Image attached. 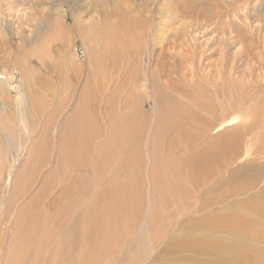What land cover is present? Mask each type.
I'll use <instances>...</instances> for the list:
<instances>
[{
  "label": "rangeland",
  "instance_id": "obj_1",
  "mask_svg": "<svg viewBox=\"0 0 264 264\" xmlns=\"http://www.w3.org/2000/svg\"><path fill=\"white\" fill-rule=\"evenodd\" d=\"M116 37L122 38L126 53L134 54L133 58L123 57L122 49L118 51L119 58L107 60L105 46ZM128 60L134 65L132 72L129 70L131 74L126 69ZM94 66L100 67L98 74ZM159 71L181 86L180 93H174L176 101L186 109L193 106V110L199 111L195 114L202 119L199 125V120L189 125L176 124L184 120L181 118L159 120L158 109L165 108V98L160 96L161 102L155 105L145 97L140 84L144 82L148 88V79L135 82L131 89L129 75H137L138 79L143 74L156 77ZM185 74L186 80L181 81ZM5 75L10 77V86L20 85L27 93L29 105L25 115L32 131L28 144L17 155L21 132L13 102L16 92L0 86V201L4 196L0 231L5 233L0 246L9 247L15 221L27 209L28 219L23 223L29 220V225L24 223L27 236L22 237L26 238L29 250L36 251L32 264H53L51 254L58 241L74 245L79 241L75 226L80 220V209L76 208L80 199L71 203L60 198L67 182L64 176L53 179L52 174L60 157L56 142L85 94L87 105H96L102 127L95 138L96 145L106 144L114 128L121 142L125 128L131 126L135 131L128 146H141L139 160L137 155L130 160L136 166L135 183L130 187L133 198L140 199L143 205L132 208L130 215L134 212L139 215L135 213L136 219L129 226L131 231L117 246L114 257L111 255L110 264H184L185 259L198 262L217 258L220 252L208 253L210 248L204 251L202 244L232 243L228 232L233 228L221 226L208 232L204 224L224 215L232 206L243 207L252 197L264 198V0H0V79ZM119 75L117 80L123 81L114 80ZM93 79L97 86L92 84ZM126 99L138 112L129 123L124 120ZM198 102L211 110L196 109ZM102 105L105 111L113 108L112 119L106 121L104 114L100 115ZM234 116L238 117L237 122L218 130L221 123ZM183 128L193 137L182 135ZM216 142L222 145L221 153L203 152ZM155 146L157 152L153 153ZM224 152L230 156L224 158ZM114 161L112 168L117 165ZM157 162L171 163L165 167L168 174L176 164L184 179L180 180L176 172L175 178L168 176L172 190H166L163 180L153 184L150 175ZM85 170L79 173L87 174ZM120 173L116 174L118 180L125 171ZM19 184L25 193L17 192ZM159 189L166 191L163 199H169L171 191L181 193L174 205L168 201L160 217L151 219ZM13 195L20 198L4 215ZM72 198L73 195L69 199ZM81 200L87 199L83 196ZM178 207L180 212L174 216L172 209L177 211ZM143 226L159 238L146 243ZM70 228L77 238L68 232ZM242 238L241 242H247L248 246L241 250L252 253L256 262L254 256L264 251V241L259 242V247L248 239V233ZM134 240H140L141 248L133 245ZM14 242L19 244L17 239ZM171 244L177 248H170L165 255ZM7 254L0 256V264H8ZM134 255L136 258L131 260ZM61 256L63 264H68L65 255ZM258 256L263 259L264 253ZM25 258L23 264H31L29 259L24 262ZM104 263L107 264L104 260L100 264Z\"/></svg>",
  "mask_w": 264,
  "mask_h": 264
},
{
  "label": "bare ground",
  "instance_id": "obj_2",
  "mask_svg": "<svg viewBox=\"0 0 264 264\" xmlns=\"http://www.w3.org/2000/svg\"><path fill=\"white\" fill-rule=\"evenodd\" d=\"M58 27L59 26H57L56 28H58ZM122 42H123L122 38L120 40L117 37L115 39H113L111 42L108 41V44L105 46L107 51H104V55L106 54L108 56L107 60H111V62H113V59L119 58L118 57V51H121L122 49H123V53H125V54H123V57L131 56V58H133L134 54L131 55V54L126 53L128 49H126V47L122 45ZM161 52H162V50H161ZM152 58H153V56H150V59H152ZM107 60H106V64H107ZM129 61L130 60H128V64L125 61L126 62L125 64H127L126 69L128 70V73H129V70L131 71L134 68L133 63H131ZM156 61L159 62L158 59ZM109 64H110V61H109ZM99 68H95V66H94V72L96 74H98L97 70ZM126 69L124 68V72ZM127 70H126V72H127ZM110 72H111V70H110ZM126 72H125V75H126ZM131 72L129 74H131ZM128 73H127V75H128ZM117 75H118V73H117ZM165 75L166 74L161 73V71H159V73L156 74V77H154V75H151V76L149 75L148 77H146V75L144 76V74H143V76L140 75L141 78L138 79L137 75H134V76L129 75V77H131V79L129 78L130 82L132 84L131 89H132L133 85L135 84V82H137V81L140 82V80L147 81V79H148V83H149L148 88L146 87V84L144 82L142 84H140L141 87L144 88L143 92L146 95L145 97L147 99H150L155 105H156V103H158L161 100L160 96H164V98H165V102H166V106L164 105L165 108L162 109V111L158 109V112H159L158 115L159 116H157V117H159L158 118L159 120L181 118L184 120L181 122H177L176 124L184 122L187 125L192 124L191 121L199 120V122H198V125H199V123L202 121V119L195 116L196 112L198 114L199 111L193 110V108H192L193 106L186 109L185 106L179 105L180 103L176 101L174 93H176V92L180 93L181 86L178 83H175V81H173L172 77H166L165 78ZM100 77H102V76L100 75L99 78ZM117 77H120V75L116 76V77L114 76V78H115L114 80H117ZM9 78L10 77H8L7 75L2 77L0 79V86L1 87L3 85L5 87L7 86V88L9 90L13 89L16 92V95L13 97V102L15 105L16 120H17V116H19V121L18 122L16 121L17 125L19 123L18 132H21V133H19L20 137H21L20 138V145L21 146L18 145V148L16 150L17 151L16 153L18 155V153H19L18 151L20 150V148H24V145L25 144L27 145L29 142L28 141L29 138H31V136L29 135V132L32 131V129H31L32 126L30 127V125H29L28 115H25L26 111L28 109V105H29L27 93L24 89H22L20 87V85L19 86H10V83H9L10 79ZM185 78H186V74L182 77L181 81L186 80ZM94 79H97V77H94ZM94 79L92 81L93 85L95 84ZM100 80H101V78H100ZM104 80H105V78H104ZM118 80H121V79H118ZM121 81H123V78ZM111 82H114V81H111ZM111 82H109V84ZM102 83H100V84H102ZM106 84H107V82H106ZM114 85H116V84H114ZM91 87H93V86H91ZM102 87H103V84H102ZM111 87H112V85H111ZM106 90H107V88H106ZM105 92H107V91H105ZM133 93L135 94V92H133ZM133 93H132V97H133ZM87 96H88L87 94L82 96L81 102H79L77 110L71 116V119H70L71 122L66 124L65 132L63 133V135L61 137L59 136L60 138L56 142V150H57V152H59L60 157H59V161H57V167L52 174L53 179L56 180V178H58V177L61 179V177L64 176L63 179H65L67 182L62 187L63 189H62V192L60 193V198L65 199V201L68 199V200H70L71 203L74 202L75 199L78 201L80 199V201H79L80 204H78L76 206L77 209H80L79 210L80 211L79 212L80 220L77 221L76 226H75L76 235H78V238H79V241L78 240L77 241L79 243L77 242L78 246L74 247L75 245H77V243H75V245H74V244H70V242L65 243L62 241V243H61L58 241L55 244L56 250L53 252L54 254L53 253H52L53 255L51 254V261L53 262V264H63V260L61 258L62 257L61 255H65L67 261L70 264H100L103 260L107 264H110L111 255L114 257V253L116 251L117 246L119 244H121L120 242H122L123 239L125 240L127 238V236L129 235V233L131 231V227L129 228L130 222L132 220L136 219L135 213H138V212H134L130 215L132 208H136V205L140 206L142 204L140 199L138 201H136L133 198V196H132L133 190L130 187L133 183H135L133 181V178H134L133 173H134V169L136 168V166H134V162L133 161L131 162L130 160H131V157L134 159V156H136V155L138 157L137 159L139 160V155H140L139 150L141 148V146H139L138 148H132V147L128 146L131 138L133 137V133H134L135 129H133L131 126L126 127L124 130V136L121 138L122 141L120 142V140L118 138L119 134L117 133L116 130H114L115 129L114 127H113L114 129L111 130V128H110L111 125H110L109 129L111 131H114V133H112L111 135L109 134L110 137L107 140L106 144H104L103 146H99L98 145L99 142H98L96 145L95 138L98 135V133L100 132V129L102 127H101V125L99 123L100 121L96 115L97 114L96 105L92 104V107L90 105L88 106L87 102H86V101H88ZM100 97H102V96H100ZM105 97H106V95H105ZM120 97H121V95H120ZM131 100H132V98H131ZM162 100H163V98H162ZM126 101H127V104L125 106H128L127 107L128 109H127V112L125 113V119L124 120L126 123H129L130 120H132L138 116V112L136 111V109L130 107L128 99H126ZM135 101H136V99H135ZM95 102H97V101H95ZM120 102H122V101H120ZM90 103L91 102H89V104ZM107 103L109 104L110 102H107ZM195 106H196V109L203 108V109H206V111L211 110V109H207L204 106V104H202L201 102H198L197 104H195ZM4 108L8 109V107L5 105H4ZM111 110H113V108ZM111 110L105 111L104 105H102L101 113H100V110H98V112L100 113V115L104 114L103 118L106 121H108L111 118V114L113 115V113H111ZM205 114H206V112H205ZM24 115L26 118H25V122L23 123L21 121V119H22V116H24ZM198 116H200V115H198ZM121 118H123V117H121ZM201 118H203V117H201ZM127 121H129V122H127ZM188 121H190V122H188ZM237 121H238L237 116H234L228 120H225V122H223L219 125L218 130H221L223 127H225L227 125H232ZM110 124H112V123H110ZM22 125H24V128L21 127ZM160 125H162V124L160 123ZM160 125L158 126L159 129H160ZM185 128H183L181 131L182 135H184V136L191 135V137H193V134H191V132H189ZM106 129H108V128H106ZM206 130L207 129H204L203 132L206 133ZM104 135H106V134H104ZM106 138H107V136H106ZM220 146H222V145H220V144L217 145V142L213 143L212 146H210L211 147L210 150L207 148L203 152L206 151V152H209V154H219V153H221L220 152L221 151ZM116 147L119 148V151L113 150ZM155 148L156 149H154L153 153L157 152V147L155 146ZM95 150H96V152H95ZM233 150H235V149H233ZM94 152H95V156H94ZM119 154H121L120 156L122 158L119 157ZM227 154L229 155L228 152L223 153L224 158H226ZM154 155H156V153ZM8 156H10V155H8ZM200 156H201V154H200ZM151 159H152V157H151ZM114 160L117 161L116 162L117 165L112 168L111 163ZM154 160H155V158H154ZM115 161H114V163H115ZM137 163H138V161H137ZM169 163L157 162V164L154 166V168L151 172V175H150V177H152L151 182L155 185H157L161 180H163L164 181L163 185L165 187L167 186L166 190H172L173 189V186L171 184L172 181L167 183V179L169 177L175 178V176H174L175 172H176L175 175L180 180L184 179V175L179 173V170L177 169V167H175L176 164H175V166H173V169L171 168L172 173L170 172L171 174H168L165 167L168 168ZM12 167H13V164H12ZM89 167H90V169H89ZM85 168H86V170L87 169L90 170V171L85 170V172H87V174L79 173L81 169L84 170ZM189 169L192 171L191 167ZM120 170H124L125 174H126V175L124 174V177L120 179L121 181L118 180V177L116 175L118 172L120 173ZM61 171L64 172V173H62V175L60 173ZM136 176L137 175H135V177ZM66 178H68V180ZM136 178H138V177H136ZM140 178L141 177H139L138 179L140 180ZM83 179H86V180H83ZM82 180L84 183H81ZM141 182H142V180H141ZM49 184H50V182H49ZM51 184H52V182H51ZM140 184H141V188H142L143 183H140ZM98 188H99V190H97ZM24 191H25V189L23 187H21L20 184L17 185V192L19 194L25 193ZM42 193L45 196L44 191ZM180 193H181V190H179V192L177 191V194L175 191H171L172 196L167 195L169 197V199H163V195H166V191L159 189V191H158L159 197H157L155 199L156 205L152 211L151 219L160 217L163 210H165V208H166L165 205L167 204L168 201H172L173 205H174L178 201ZM74 194H76V196H75L76 198L74 197ZM72 195H73V198L69 199ZM19 196L20 195L11 196L10 203L7 205V208H5L6 210L4 211V215L9 214V212L13 206V202L16 201L17 199H19L20 198ZM83 196H85V198L87 199L86 201L81 200V198H83ZM13 197H15V198H13ZM60 198H59V200H60ZM253 198L254 197H252L251 200L249 199L248 201H246L243 207H236L235 209H233V206H232L230 211H227L226 213H224V215L226 214L225 216L220 215L217 219L213 217L212 221H207L206 224H204L206 226L205 228L208 232H209V230H210V232L217 230L218 228H221V226H228V229H231V230L233 228V231H230V232L227 231L228 233H230L232 235V238L234 240L232 243H229L226 239V241L229 244H225L226 242L225 243L220 242L221 244H217L215 246H212V244H210V245H207L205 243L202 244L201 249L204 250L205 248H210L208 250V253L215 254L217 252H220L221 256L214 258V259H208V258H204L205 260L200 259V260H197L198 262H195V261L190 262V260L185 259L186 263H184V264H264V258L262 259L258 256L259 254L261 255V253H264V251L263 252H257L258 255L254 256L256 262H253V260H252L253 254L250 252H243V250H241L242 248H246L248 246L247 242H243V243L241 242V240L243 239L242 236H244L246 233H248V239L250 241L258 244V246H259L260 241H264V198H259V197H256L255 199H253ZM56 201H57V198H56V200H53L52 202H50V204L54 205V203H56ZM35 202H37V199ZM3 204H4V196L2 197V199L0 201V208H2ZM142 205L140 207H138L137 209L141 208ZM26 210L27 209L22 210V212H24V214L21 213L22 216L17 221H15L16 223L14 222L15 223V225H14L15 229H14V234L12 235L11 242L9 243V247L6 248V247H4L3 244H2L3 247L0 246V256L1 257H3L4 252H8L7 257H6L8 264H23V260L25 258L24 256H26L24 262H27L28 259H29V262L31 264L33 262V258H34L36 251H30L26 238L22 237V236H27V233H26L27 225L24 226V223H27L29 225V220H26L23 223V221L25 219H28L25 216ZM67 212H68V210H67ZM172 212H175L174 216H176V214L180 212L179 207L177 208V211H175L173 208ZM129 215H130V218H128ZM138 215H139V213H138ZM4 220H5V218H4ZM170 220L171 219L169 217L168 222H170ZM164 223L166 225V221ZM24 227H25V229H24ZM71 227H72V224H71ZM143 229L145 230L143 233L145 234L144 237H145L146 243H149V242L153 243L156 239L159 238L158 234L151 233L150 230H146V228L144 226H143L142 230ZM72 230H74V229H72ZM72 230L70 228V230L68 232L72 236H75ZM146 231H148V234ZM68 232H67V234H68ZM140 232L141 231H139L138 234H140ZM161 234L162 233H160V236H161ZM194 234H195V232H194ZM31 237H34V236L31 235ZM69 237L66 240L69 241ZM230 237L231 236H229V238ZM4 238H5V233L0 231V241H3ZM217 238H218V236H217ZM15 239H17L19 241V244H16L14 242ZM142 239H143V237H142ZM71 241H72V239H71ZM73 241L76 242V239H74ZM73 241H72V243H73ZM134 241L135 242H133V245L136 248H141V244L139 242L140 240L139 241L134 240ZM203 242H205V240ZM217 242L218 241H216L214 243L216 244ZM201 243H202V241H201ZM142 244L144 245V242ZM174 245L171 244L167 247L165 255H167L169 253L170 248H177ZM192 245L196 246L195 243H192ZM3 248L8 249V251H5ZM29 252L32 254H28ZM22 256H23V258L21 259ZM135 258H136V255L131 257V260H134ZM140 259H141V257H140ZM206 259H208V260H206ZM114 263H115V260H114Z\"/></svg>",
  "mask_w": 264,
  "mask_h": 264
}]
</instances>
